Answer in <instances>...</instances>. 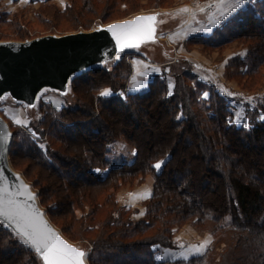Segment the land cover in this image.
<instances>
[{
	"label": "trees",
	"instance_id": "obj_1",
	"mask_svg": "<svg viewBox=\"0 0 264 264\" xmlns=\"http://www.w3.org/2000/svg\"><path fill=\"white\" fill-rule=\"evenodd\" d=\"M139 1L68 0L61 9L47 1L34 18L40 25L52 26L59 18L70 24V31L89 30L135 12ZM152 1L159 6L160 0ZM25 21L15 13L0 14V22L10 26L0 39L39 35ZM233 41L245 44L246 53L229 66H242L234 73L251 86L264 69V0L238 9L210 35L186 40L207 49ZM132 54L126 52L110 67L75 75L69 104L57 109L42 103V116L32 124L37 137L24 130L12 134L10 166L37 189L50 222L57 226L54 217L69 218L59 228L70 241L77 232L75 211L82 212L76 226L89 235L84 237L89 264H264V118H257L264 115V94L251 93L260 100L246 114L248 127L230 123L224 97L198 80L195 64L183 57L168 64L171 95L165 73L154 76L144 91L128 93ZM103 88L112 94L101 96ZM119 138L133 149V159L110 167L109 144ZM159 161L164 163L156 170ZM95 169L106 173L99 177ZM146 174L153 178L151 195L144 201L143 217L133 220L135 209L119 204L115 191ZM188 221L209 232L213 243L186 260L157 259L160 249L175 247L173 229ZM221 242L225 245L216 260L214 249ZM0 264L43 263L0 226Z\"/></svg>",
	"mask_w": 264,
	"mask_h": 264
},
{
	"label": "rangeland",
	"instance_id": "obj_2",
	"mask_svg": "<svg viewBox=\"0 0 264 264\" xmlns=\"http://www.w3.org/2000/svg\"><path fill=\"white\" fill-rule=\"evenodd\" d=\"M47 1L52 3L53 5H55L58 9L63 8L65 6V4L68 2V0H0V14L5 13V14H8L9 17L13 13L20 15L22 17V19L26 20L25 21L26 25L29 26L30 31L32 33L33 32L39 33V35H37V36L48 35V34L63 35V34H67V33H73L74 31H70V30H72L70 24L63 19L55 18L54 24L52 26L50 24L49 25H40L36 22V20L34 18L35 13H37L40 6H42L41 4L44 2H47ZM194 1H196V0H160L159 6L155 7L152 0H140L138 3L139 7L137 8V10L135 12H133V13H131V14L125 16L124 18L119 19V20L131 19V18H134L136 16L156 14L154 38L151 40H146V41L140 43L137 47H129L127 49L120 50V51L116 52V54L113 55L109 59L96 61V62L90 64L91 66L89 65L87 67L81 68L80 70L72 73L70 75L69 82H68L65 89L59 90V89H56V88L48 86V85H43L36 91L32 100H23V99H19V98H14L8 90H6V92L3 91L0 94V116L4 119V121L6 122L8 128L11 132L10 141L12 139V134L16 133L15 131H18V130H24V131L28 132L30 134V136H32V138H36L37 134L33 131L32 124H35V122L42 116V111L40 110V106L42 103H48L57 109L61 108L62 106L66 105V104H69L70 102H72V98H73L72 90H71V80L75 75H77L80 72H82L83 70H85L87 68H91V67H97V66L110 67L111 65L116 63L121 58V56L123 54H125L126 52H132L133 53L129 58V62H130V59L132 57L136 56V57H139V59H142L143 61H147L149 63L150 62H152V63L164 62V64L167 67H169L168 61H170V59L172 60L174 58L176 59L179 57H183V58H186V59L192 61L193 59L188 58L189 56L186 57L187 54L186 55L183 54V52H185V51L188 53V55L193 56L194 59H196L195 57L199 56L200 62L202 64H205V66L203 65L205 67L203 69L205 70L206 73L210 74V72H211L212 74H215V76L221 75V77H223V80L228 84V86L230 87L231 90L239 91V92L245 93V94L247 93L250 95V97H248V98H251V100H249L248 98L244 100L239 96H233L232 98H229V100H228V99H225L224 96H222V97H224L226 103L228 104V106L230 108L229 110L232 113L231 114L232 115L231 120H234L236 117V114L240 113L243 120L247 121L248 120L247 115L249 113L253 112V110L255 109V107L258 104V100H260L257 96L251 95V93L257 92L258 94H264V69L262 70V72L258 76H256L255 80L251 83V86H250V83H247L244 85L243 84L244 79L238 78L236 73H234L235 71L242 70V66L239 65L235 69L231 65L229 66V64H231V60L233 58L237 57V58L243 59L245 56L246 46L241 41L240 42L233 41V42L227 44L222 49H207L201 44L187 43L186 40H188L190 37L185 39L183 42H181L175 38V36L177 34L176 32L174 33L175 35L172 36L173 33L170 32V30H172L173 28H175L181 24H184L187 21H189V22H187L186 25L194 23V16L192 14L193 13L192 10L194 8ZM201 1H203V0H197L198 3H201ZM254 1H256V0H246V3L243 6H241L240 8L245 7L247 4H252ZM181 6L184 8H187L188 11L179 10L182 8ZM172 8H176V9L171 11L170 9H172ZM240 8H238V9H240ZM238 9H236L233 13H231L225 19L232 16ZM119 10L122 11L123 8H119ZM209 10H211L209 12V14L216 16L217 9H216L215 5L210 7ZM204 12L206 14V10ZM199 15L204 16L201 13H199ZM116 21H118V20H116ZM222 21L223 20H221L219 22V24ZM99 25H104V24H96V26H99ZM96 26H94L93 28H95ZM9 27L10 26L8 24H5L4 22H0V36L2 35V37H4V35H6L9 32ZM93 28H91L89 30H79V31H90ZM58 31H62V32L68 31V32L60 34ZM75 32H77V31H75ZM187 33L188 32H186V34ZM37 36H35V37H37ZM32 38H34V37H32ZM173 38H174V40H173ZM2 40H11V39H0V41H2ZM24 40H26V39H24ZM17 41H23V40H17ZM224 58H225V63L223 62ZM221 63H223V64H221ZM130 65H131V62H130ZM222 66H223V69H221ZM131 70H132V65H131ZM194 71H195L194 73L196 74L198 80L202 81L198 77L200 74L197 73L196 66L194 67ZM130 74H131V71H130ZM130 74H129V76H130ZM166 74L170 75L168 73V71L166 72ZM129 76H128V78H129ZM170 76L173 79V76L172 75H170ZM210 76H211V74H210ZM127 81H128V79H127ZM173 83H174V81H173ZM243 85L245 87L250 86V88L244 89L242 87ZM205 93H208V91L207 90L203 91L202 95L205 96ZM257 118L263 119L264 115L259 114L257 116ZM17 120L21 121V123H16ZM234 124L239 125L238 123H234ZM240 125H242V124H240ZM150 128H154V126H151ZM153 131H155V130L153 129ZM43 143H45V142H43ZM43 143H40L41 147L43 146ZM133 153H134L133 149H131L125 143V141L122 138H119V139H116L109 144V152L106 155V157L109 161V166L111 167V166L120 165L123 162L130 163L133 159ZM23 165H24V163L19 168L23 169L24 168ZM13 170H15V169H13ZM15 171L18 172L22 176L20 171H17V170H15ZM95 172L98 173L99 177H103L106 173V170L97 171V169H95ZM32 174H31V179L34 178V177H32ZM146 177L152 178V176L150 174H146L141 179L135 180L132 184H125V185L120 186L115 191V196H116V199L118 200V203L122 204V201H125L126 198L129 197L128 194L131 193L130 190L132 189V186L133 185H140V183H144L145 180L147 179ZM22 178L29 184L32 192L34 193V195L36 197V201H37L40 209L44 212L46 218L48 219V215L46 213L45 208L39 204L38 197H37V189L32 187V184L30 181H27L23 176H22ZM152 180H153V178H152ZM152 184H153V181H152ZM41 186H42V184H41ZM124 192H126V193H124ZM144 201H143V206H144ZM122 205H124V204H122ZM127 208H129V207H127ZM144 208H145V206H144ZM130 209H134V208H130ZM134 212H135V210L132 212L130 218H132L133 220H137V219H134L132 217ZM81 214H82V212L80 210L75 211V216H76V218L79 219L78 222L76 223V225H78V226L82 220V219H80ZM68 219L69 218L66 215L64 218L54 217V221L57 224V226H55L52 222H50V223L61 233L59 227L64 226L66 224L65 221ZM185 223L191 224L194 231H196V232H200V233L201 232H207L205 230L197 229L189 221L185 222ZM185 223H182L179 226H182ZM76 225L74 226V229L77 230V232H76L75 236L72 235L73 236L72 238H74L73 240L70 241L62 233H61V235L68 240L70 245H72L78 249L84 250L88 254L89 249H86V246H85L86 240H84V237L87 238V237H89V235H85L83 233V231L80 229L78 230ZM179 226H177V227H179ZM212 241H213V237H212ZM212 241L210 244L213 243ZM224 245H225V243L221 242L214 249V252L217 256L216 260L218 258H220V255H218V253L221 252ZM156 258L159 259L158 256H156ZM84 263L89 264L87 257L85 258Z\"/></svg>",
	"mask_w": 264,
	"mask_h": 264
},
{
	"label": "water",
	"instance_id": "obj_3",
	"mask_svg": "<svg viewBox=\"0 0 264 264\" xmlns=\"http://www.w3.org/2000/svg\"><path fill=\"white\" fill-rule=\"evenodd\" d=\"M134 18L99 25L90 31L0 41V94L8 90L14 98L32 100L43 85L65 89L72 73L96 61L109 59L120 51L112 32L107 30L108 26ZM10 138L11 132L0 116V187L8 189L13 199L27 201L42 215L46 224L70 244L46 218L29 184L11 168L7 156ZM17 192L24 194L16 195ZM28 192L33 194L34 200H28Z\"/></svg>",
	"mask_w": 264,
	"mask_h": 264
},
{
	"label": "snow or ice",
	"instance_id": "obj_4",
	"mask_svg": "<svg viewBox=\"0 0 264 264\" xmlns=\"http://www.w3.org/2000/svg\"><path fill=\"white\" fill-rule=\"evenodd\" d=\"M246 3V0H212V4L217 9L213 23H219ZM203 11V8L199 9ZM181 11H188L187 8ZM156 14L137 16L133 20L120 24L108 26V31L112 32L120 50L129 47H137L140 43L151 40L155 34ZM169 89L172 85H168ZM171 95V91L168 93ZM101 96L110 95V90L105 89ZM207 95V93H205ZM232 96L233 93L228 92ZM251 100V98H248ZM179 120L180 117L178 116ZM16 123H21L17 120ZM230 123L242 124L248 127L247 121L243 120L240 113L236 114ZM164 161H159L153 167L160 170ZM99 171V169H97ZM26 189L27 185H23ZM24 193L17 192L16 195ZM134 195V194H130ZM28 200H34L32 193H27ZM0 226L11 229L12 234L20 241L30 246L43 264H84L87 253L65 242L54 230H52L43 220L42 215L34 209L27 201H17L13 199V194L8 189L0 187ZM210 241H204L198 246H193L195 253L201 252L207 247ZM187 259V257H185Z\"/></svg>",
	"mask_w": 264,
	"mask_h": 264
},
{
	"label": "crops",
	"instance_id": "obj_5",
	"mask_svg": "<svg viewBox=\"0 0 264 264\" xmlns=\"http://www.w3.org/2000/svg\"><path fill=\"white\" fill-rule=\"evenodd\" d=\"M212 6H214L212 4V0H203L201 1V3H198L197 0L194 1V8L192 10L193 12L192 14L194 16V23L186 25L187 22H189L187 21L186 23L173 28L172 30H170V32L173 33L172 36L175 35L174 33L176 32L178 35L176 34L175 38L183 42L185 39L192 36L210 35L213 29L219 24V23H213L216 16L209 14V12L211 11L209 10V8ZM200 8H203L204 10L200 11L199 10ZM174 9L176 8H172L170 10L172 11ZM181 9H184V7H182ZM205 10H206V14L204 12ZM199 13L203 14L204 16L199 15ZM186 32L188 33L186 34ZM183 54L185 55L187 54L186 57L189 56L188 58L193 59L191 62L195 64L197 73L200 74L198 77L202 80V82L206 83L209 86H213L219 94L225 97V99L229 100V98H232L233 96H239L245 100L248 97H250V95L247 93L245 94L239 91L231 90L228 84L223 80V77H221V75L215 76V74H212L209 70L208 71L210 72L211 76L210 74L206 73L205 70L203 69L205 68L204 67L205 64H202L200 62L199 56L195 57L196 59H194V57L188 55L186 51L183 52ZM174 59L172 60L170 59V61H168V64L174 61ZM223 60H224L223 62L225 63V58ZM130 62L132 65V70L126 85V91L128 93H139L144 91L147 88L149 81L154 76L160 75L162 73H165L167 87L169 84H171L173 88L174 85L173 79L171 78L170 75L166 74V72L168 71V67L164 64V62L149 63L147 61H143L142 59H139V57L136 56L132 57L130 59ZM221 69H223V66ZM172 88L169 89L168 87V91H172ZM105 89L107 88L101 89L100 93ZM228 92L233 93L234 95L229 96L227 95ZM111 94L112 93L110 91V95ZM152 181H153L152 178L148 177L144 183H140V185H133L132 189L130 190L131 193L128 194L129 197H127L125 201H122V204H124L126 207L135 209V212L132 215L134 219H139L144 215L145 208L143 206V201L147 199L151 194ZM130 194H134V195H130ZM173 240L175 242V247L173 248L165 247L160 249L159 252L157 253L156 256H158L160 260L163 261L186 260L185 257H187L188 259L194 256H198L201 253H203L207 247L203 249L201 252L195 253L193 251V246H198L199 244H201L206 240L210 241L207 244L208 246L212 241V235L208 232H201V233L196 232L194 231L191 224L185 223L184 225L175 227L173 229Z\"/></svg>",
	"mask_w": 264,
	"mask_h": 264
},
{
	"label": "bare ground",
	"instance_id": "obj_6",
	"mask_svg": "<svg viewBox=\"0 0 264 264\" xmlns=\"http://www.w3.org/2000/svg\"><path fill=\"white\" fill-rule=\"evenodd\" d=\"M115 54H116V53H115ZM115 54H114V55H115ZM90 66H91V65H90ZM69 78H70V76L68 77V79H67V81H66V84H68V82H69ZM5 92H6V91H5Z\"/></svg>",
	"mask_w": 264,
	"mask_h": 264
}]
</instances>
